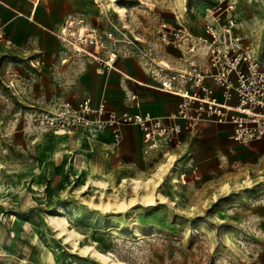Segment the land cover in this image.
Returning a JSON list of instances; mask_svg holds the SVG:
<instances>
[{
	"label": "rangeland",
	"instance_id": "374dc122",
	"mask_svg": "<svg viewBox=\"0 0 264 264\" xmlns=\"http://www.w3.org/2000/svg\"><path fill=\"white\" fill-rule=\"evenodd\" d=\"M231 1L237 32L261 55L264 0ZM111 2L126 8L124 17ZM212 2L89 0L80 9L95 24L102 10L116 22L139 23L133 32L145 34L154 17L175 24L174 12L198 32ZM6 89L0 84V94L7 95ZM7 105L0 96L4 118L10 109H23L15 102L13 108ZM32 134L11 133L0 142L6 145L0 147V264H109L80 248L89 245L124 264H216L235 256L237 240L258 239L247 226L251 218L261 221L254 207L264 204V145L256 149L251 141L239 142L238 162L210 168L208 174L177 166L184 155L180 146L146 157L136 175L132 166L120 164L102 144H88L79 132L73 138V133ZM151 189L153 202L146 199ZM51 215L65 217L77 236L71 241L59 236Z\"/></svg>",
	"mask_w": 264,
	"mask_h": 264
},
{
	"label": "built area",
	"instance_id": "2783aa9c",
	"mask_svg": "<svg viewBox=\"0 0 264 264\" xmlns=\"http://www.w3.org/2000/svg\"><path fill=\"white\" fill-rule=\"evenodd\" d=\"M173 14L176 20L173 25L154 17L149 28H145L149 30L147 35L133 32V28H140L139 23L131 27L116 22L102 10L96 19L105 27L90 21L84 11H71L54 29L61 48L50 70L51 80L67 88L89 63L110 71L116 69L118 57L135 58L156 89L176 96V110L172 114L155 116L137 111L138 95L123 84L128 104L124 110L110 107L103 95L95 104L89 96L75 106L57 97L43 109L8 111L7 118L0 113V142L21 124L22 131L36 134L66 133L76 128L92 132L108 130L112 144L117 146L121 140L120 127L133 125L141 130L144 157H151L179 148L182 135L195 131L202 121L231 124V137L238 142L264 138V52L258 54L237 32L232 1L213 0L204 11L198 32ZM3 39L0 32V40ZM4 42L11 44L9 39ZM5 73L8 82L4 86L15 87L17 73L9 68ZM121 74L124 80L137 82ZM0 96L7 107L9 104L13 107L8 95ZM247 227L259 237L260 230L252 218ZM237 246L235 256L221 258L216 264H262L257 241L239 239Z\"/></svg>",
	"mask_w": 264,
	"mask_h": 264
},
{
	"label": "crops",
	"instance_id": "0c3cea01",
	"mask_svg": "<svg viewBox=\"0 0 264 264\" xmlns=\"http://www.w3.org/2000/svg\"><path fill=\"white\" fill-rule=\"evenodd\" d=\"M88 4L89 0H0V32L4 36L0 40V84L4 86L8 82L6 69L17 73L14 79L16 85L6 89L7 95L13 96L12 101L21 105L22 110L28 111L43 109L57 97H62L75 106L85 96H89L95 104L103 95L107 97L110 107L124 110L128 108L122 90V85L125 84L138 95L137 111L155 116L172 114L176 110V96L156 89L155 83L135 58L118 57L116 69L110 71L89 63L67 88H62L51 80L50 70L57 61L61 48L54 29L67 13L74 10L85 11L80 7ZM96 20L99 26L105 27L100 19ZM5 39H9L11 44L6 45ZM170 52L177 53L173 50ZM121 73L133 77L137 82L124 80ZM17 132L27 133L30 137L33 135V132H24L21 128L12 131ZM48 132L58 135L73 133L70 138L79 132L88 144L100 143L103 148L105 146L104 150L118 156L120 164L126 168L132 166L136 175L140 173L138 168L143 166V159L147 160L142 153V133L137 126L122 125L121 140L117 146L112 144L108 130L92 132L76 128L66 133ZM231 133L232 127L229 123L202 121L195 131L182 135L181 148L178 150L184 155L177 161V166L188 164L195 167L200 174H208L211 172L210 168L219 170L223 165L232 166L237 163L240 145L232 139ZM193 138L195 143L191 145ZM3 145L0 144V147ZM261 145H264V138L250 142V146L256 149ZM254 211L258 215L255 217H260L261 220L257 223L260 230L257 242L259 260L264 264V204L254 207Z\"/></svg>",
	"mask_w": 264,
	"mask_h": 264
},
{
	"label": "bare ground",
	"instance_id": "6f19581e",
	"mask_svg": "<svg viewBox=\"0 0 264 264\" xmlns=\"http://www.w3.org/2000/svg\"><path fill=\"white\" fill-rule=\"evenodd\" d=\"M111 6L113 7L115 13H117L120 17L125 16L126 8L124 6H120L115 2H111ZM157 170V169H156ZM157 173H154L156 175ZM134 182H137V180H134ZM132 187L136 188L137 185H133ZM154 190L151 189L150 192L146 193V199L153 202V198L156 192H153ZM155 201V200H154ZM58 212H63L64 209L62 207H59L57 209ZM50 221L53 224V226L58 229L59 236H65V240L71 241V237L77 236L74 229L70 228L67 224L68 221L65 217L58 216V215H51ZM141 237V235H138ZM81 249L89 250L93 255H95L97 258L101 259L102 261H107L109 264H124V262L115 259L113 257H109L111 255H107L103 252L98 251L93 245L80 247Z\"/></svg>",
	"mask_w": 264,
	"mask_h": 264
}]
</instances>
